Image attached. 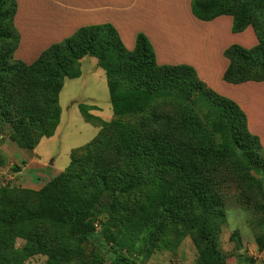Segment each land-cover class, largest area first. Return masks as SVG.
Instances as JSON below:
<instances>
[{
  "label": "rangeland",
  "instance_id": "rangeland-1",
  "mask_svg": "<svg viewBox=\"0 0 264 264\" xmlns=\"http://www.w3.org/2000/svg\"><path fill=\"white\" fill-rule=\"evenodd\" d=\"M244 1L260 7L253 0ZM77 65L82 75L64 81L59 97L61 120L54 136L41 140L34 150H24L9 140L6 151L2 147L9 136L0 134V153L5 158L0 165V187L9 184L41 191L51 178L66 171L73 150L99 136H104L107 143L102 155L112 159L117 166L114 175L120 179L103 189L102 204L98 205L100 215L96 217L97 239L78 240L70 234V223L62 219L24 223L25 235L23 223L19 222L7 231L9 244L0 245L5 259L2 261L95 264L93 254L104 252L108 264L126 260L134 264H198L205 253L211 257V264H264V148L257 151L259 170L245 169L222 150L211 159L197 160L200 168L195 164L197 158L190 159L184 152L198 142L214 147L220 142L212 126L220 120L219 106L200 97L206 89L201 87L197 95L189 97L181 89L171 88L170 95L157 100L144 113L115 118L108 77L98 59L87 56ZM185 107L189 109V121L203 125L196 134L192 124L188 123L186 129L177 126L176 115ZM251 115L254 119L264 116V107L259 114L254 111ZM236 118L232 113L228 120L235 130L239 123ZM170 125L175 130L163 134L188 146L184 158L178 155L173 168L164 165L166 156L147 148V134L165 131ZM17 152L21 153L18 161ZM131 178L138 182L137 188L112 194L117 185ZM197 184L207 185L221 198L204 206L170 199V193ZM95 192V187L85 186L83 201L90 202ZM168 202H174L173 208ZM184 203L187 205L175 209L177 221L169 220L171 224L157 231L151 228L155 216L152 211L166 212L169 206L173 210ZM202 224L213 230L206 231ZM35 233H42V238H34ZM41 242L46 248L41 249Z\"/></svg>",
  "mask_w": 264,
  "mask_h": 264
},
{
  "label": "trees",
  "instance_id": "trees-1",
  "mask_svg": "<svg viewBox=\"0 0 264 264\" xmlns=\"http://www.w3.org/2000/svg\"><path fill=\"white\" fill-rule=\"evenodd\" d=\"M253 1L260 7L254 8L244 0H193L191 3L192 14L198 20L209 22L220 16H231L234 33L243 32L248 27L254 29L258 39L256 46L247 49L231 45L224 51L229 66L223 80L229 84L264 82V0ZM17 10L16 0H0V134H7L18 147L34 150L41 140L54 136L61 120L59 97L64 81L80 78L82 70L77 62L89 56L97 58L99 66L106 72L115 118L144 113L157 100L170 95L173 92L171 88H179L191 97L197 95L202 87L207 92L200 97L213 106H219L220 120L212 124L220 141L216 147L198 142L184 152L187 145L163 134L175 130L171 125L165 131L147 134L148 150L166 156V167L173 168L177 156L184 158V153L190 159L197 158L195 164L200 167L197 160L211 159L222 150L235 157L245 169L259 170L257 151L263 147L260 138L250 132L248 118L242 108L232 99L212 90L200 79L194 67L159 65L154 48L144 33H138L135 48L129 51L113 25L85 26L43 51L32 64H27L15 58L20 45V33L15 26ZM232 113L239 118H236L239 122L237 130L228 124ZM188 115L187 107L180 109L176 115L177 126L186 129L188 123L192 124L196 134L203 125L196 124L195 120L193 124ZM105 141L104 136H99L86 146L73 150L66 171L51 178L37 193L9 184L0 187V245L9 244L7 231L19 222L23 223L21 229L25 235L24 223L61 219L70 223V234L78 240L97 239L96 217L100 215L98 205L102 204L103 189L120 179L114 175L117 166L112 159L102 155L107 147ZM1 156L0 153V165H3L5 158ZM252 179L257 181L254 176ZM85 186L96 188L93 199L87 203L83 201ZM137 187L138 182L131 178L111 192L113 195L125 194ZM169 196L197 206L208 205L221 198L205 184L190 185ZM168 204L173 208L174 202ZM182 205L187 204H177L173 210L169 206L166 212L152 211L155 216L151 219V228L157 231L177 221L175 209ZM203 226L206 231L213 230L210 225ZM33 237L42 238V233H35ZM46 246L42 245L41 249ZM2 252L0 246V264H6L2 261L5 260ZM104 254L95 252L94 263L108 264ZM211 263V257L204 253L198 264ZM109 264L134 263L126 260Z\"/></svg>",
  "mask_w": 264,
  "mask_h": 264
},
{
  "label": "crops",
  "instance_id": "crops-1",
  "mask_svg": "<svg viewBox=\"0 0 264 264\" xmlns=\"http://www.w3.org/2000/svg\"><path fill=\"white\" fill-rule=\"evenodd\" d=\"M16 1L15 26L20 33L16 56L25 63L32 64L43 51L85 26L113 25L129 51L135 48L138 33H144L159 65H190L212 90L235 101L264 148V116L254 119L251 115L263 110L264 82L234 85L223 80L229 66L224 51L231 45L250 49L258 44L252 27L234 33L231 16L198 20L191 11L193 0ZM9 140L2 149L8 151ZM16 155L18 161L21 153Z\"/></svg>",
  "mask_w": 264,
  "mask_h": 264
},
{
  "label": "built area",
  "instance_id": "built-area-1",
  "mask_svg": "<svg viewBox=\"0 0 264 264\" xmlns=\"http://www.w3.org/2000/svg\"><path fill=\"white\" fill-rule=\"evenodd\" d=\"M254 255L256 254V253H254V252H252Z\"/></svg>",
  "mask_w": 264,
  "mask_h": 264
}]
</instances>
